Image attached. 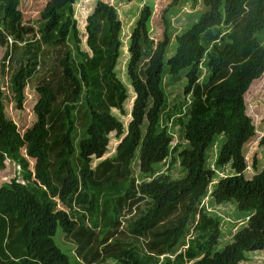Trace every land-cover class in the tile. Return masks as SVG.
Instances as JSON below:
<instances>
[{"label":"trees","instance_id":"obj_1","mask_svg":"<svg viewBox=\"0 0 264 264\" xmlns=\"http://www.w3.org/2000/svg\"><path fill=\"white\" fill-rule=\"evenodd\" d=\"M0 2V36L17 39L20 0ZM202 2L205 10L190 28L175 36V51L167 60L172 75L188 68L183 92L193 98L188 120L180 119L186 145L171 148L167 128H160L165 105L163 64L170 44L165 16L164 38L142 75L138 72L150 42L152 8L144 5L130 36L127 73L135 98L128 131L116 154L94 167L93 158H101L108 149L109 134L120 136L124 131L122 121L112 113L117 108L124 114L128 97L116 73L122 45L119 6L111 0H96L85 26L89 52L80 46L75 0L44 4L40 44L52 49L53 69L36 86V121L22 133L6 116L0 86V160L5 157L19 167L18 177L0 184V264H70L54 241L58 229L75 246L76 257L87 264L108 259L120 264H183L201 253L196 264H241L246 252L264 249V167L250 179L244 174V146L256 134L245 94L264 73V46L256 37L264 30V0ZM220 25L229 29L226 42L214 44L207 53L202 36ZM204 58L208 75L201 82ZM29 64L20 63L10 77L18 109L23 108ZM216 135L225 137L216 166L230 164L233 173L213 185L211 199L216 205L232 203L245 211L246 223L232 234L229 244L213 252L221 235L219 217L207 216L204 210L196 225L201 244L196 249L191 246L185 259L177 247L213 180L207 151ZM260 144L264 145V135ZM136 156L141 175H153L168 157L170 165L180 158L186 175L172 180L164 172L137 183L132 172ZM77 192L85 196L87 206L79 218H73ZM128 199L131 206L148 199L149 206L123 228L121 206ZM132 239L144 245L146 255L128 246Z\"/></svg>","mask_w":264,"mask_h":264},{"label":"rangeland","instance_id":"obj_2","mask_svg":"<svg viewBox=\"0 0 264 264\" xmlns=\"http://www.w3.org/2000/svg\"><path fill=\"white\" fill-rule=\"evenodd\" d=\"M48 0H20L19 9L22 12L21 32L16 39L10 37L8 34L0 36V86L4 93L5 113L9 119H12L19 131L22 133L27 128L31 127L36 121L34 113V105L37 103L39 95L36 91V86L42 80L48 77L53 69V51L45 48L40 44L42 20L40 12L44 4ZM118 8L119 19L122 22L121 31V52L116 65V73L118 78L125 84L127 89V99L124 102V114H121L119 109L112 108V113L118 117L124 127V131L120 136H116L115 132L109 134L108 149L101 158H93L92 166L94 167L99 161L104 158L114 156L116 154V147L118 143L124 138L128 131V124L131 120V109L135 98L132 83L127 73V64L129 59V45L130 36L135 22L139 16L144 5H149L152 8V15L149 21V35L150 42L144 48L142 59L139 63V74L148 64V59L155 49L157 43L164 38L165 24L164 16L169 22L168 35L170 38L169 47L166 50L164 64H163V79L162 88L165 94V105L160 117V128L166 127L169 135L172 138V147L177 143L185 146L186 143L183 138L184 125L180 123V119L186 122L189 117V108L192 101V95H186L183 92L184 86L187 82L186 73L188 68L179 72L178 75L170 74L167 64L176 47L175 36L181 34L196 21L205 10L202 0H198L196 4L192 0H130L128 3L122 4L121 0H111ZM96 0H75L73 4L74 16L77 21L79 29V37L81 38L80 46L82 49L90 52L87 46V35L85 31L87 16L93 11ZM194 4V5H193ZM2 12L3 4L0 2V31H2ZM229 31L225 26H217L210 29L202 36V42L207 49V53L212 51L214 44L223 45L226 42L225 35ZM1 35V34H0ZM258 41L264 46V30L256 34ZM5 55V57H4ZM29 62L30 69L26 78V86L24 90L25 99L23 108L18 109L13 99V92L10 87V77L20 63ZM208 75L205 65V58L200 65V81H205ZM246 111L252 118L256 126L255 136L248 141L244 146V156L247 162V168L244 172L245 177L250 179L254 174H257L264 167V145L260 144V139L264 135V73L255 79L250 85L245 94ZM225 142L223 135H216L214 142L207 151V166L214 170V177L209 185L206 196L201 200V204L197 206L192 222L188 226L186 236L182 243H187L190 237L195 235L194 242L197 240L193 225L196 223L198 217H202L201 213L207 211L208 215H217L219 217V228L221 231L214 251L222 250L232 239V234L240 229L246 223V212L242 211L232 203H225L216 205L211 199L210 192L220 179L233 173L230 164L224 167H217V154L221 145ZM171 157H168L163 162L156 166L153 175H141L139 170V160L136 156L132 162V172L137 183L142 181H151L159 177L162 173L168 172L172 180L180 179L186 175V171L181 167L180 158L170 165ZM19 176V167L16 163L3 157L0 160V184L10 181L14 177ZM147 200V203H146ZM140 200L138 204L130 205L131 199L123 202L121 206L120 216L122 219V226L126 228L129 221L134 219L148 208V199ZM87 200L85 196L78 192L74 196V213L73 218H79L80 214L85 211ZM204 207V209H203ZM202 209V210H201ZM205 210V211H204ZM88 214L85 213V219L89 221ZM189 237V238H188ZM55 243L59 248L68 255L70 264H87L79 260L75 255V246L66 240L64 233L57 230L54 236ZM200 240H198L199 242ZM181 246L179 249L186 247ZM128 246L135 249L139 255H146L144 245L135 239L127 242ZM199 244L193 245V249L197 248ZM128 247V248H129ZM203 252V250H201ZM200 258V257H199ZM195 259H186L185 264H196ZM100 264H120L113 260H106ZM153 264V263H151ZM241 264H264V249L256 251H248L245 253V260Z\"/></svg>","mask_w":264,"mask_h":264},{"label":"clouds","instance_id":"obj_3","mask_svg":"<svg viewBox=\"0 0 264 264\" xmlns=\"http://www.w3.org/2000/svg\"><path fill=\"white\" fill-rule=\"evenodd\" d=\"M259 172H260V171H259ZM254 175H255V174H254ZM199 218H200V217H198L197 220H199ZM192 221H193V220L191 219L190 223H191ZM197 222H198V221H196V223H194L193 228H194V231L198 233V231H197V229H196V227H197V226H196V225H197ZM190 223H189V225H190ZM189 225H188V226H189ZM187 231H188V229L186 230L185 235L182 237V240H183V238L186 236ZM196 236H197V238H198V234H196ZM188 238H189V237H188ZM194 239H195V235L192 236V237H190V239H188V242H187V243H182V246H185V245H186V247L183 248V249H179L181 245H179V246L177 247V248H178V252H179V251H182V252H183L185 259H186V256H185V255L187 254L188 249L191 248V246H193L194 243H195V244H201V241L198 242V240H196V241L194 242ZM182 240H181V241H182ZM192 249H193V247H192ZM195 249H196V248H195ZM167 256H169L170 258H173V257H174V255H167ZM201 256H202V253H201V255H199V256H197V257H195V258H193V259L198 260L199 257H201ZM162 257H163V256H161V258H162ZM187 259H188V258H187ZM193 259H190V260H193ZM185 262H186V260L184 261L183 264H185ZM242 262H243V261H242ZM195 263H196V261H195Z\"/></svg>","mask_w":264,"mask_h":264}]
</instances>
